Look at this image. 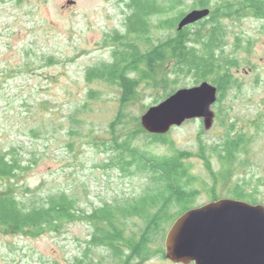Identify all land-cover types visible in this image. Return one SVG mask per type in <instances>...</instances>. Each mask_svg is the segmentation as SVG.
<instances>
[{
    "label": "rangeland",
    "instance_id": "rangeland-1",
    "mask_svg": "<svg viewBox=\"0 0 264 264\" xmlns=\"http://www.w3.org/2000/svg\"><path fill=\"white\" fill-rule=\"evenodd\" d=\"M70 1L75 4L70 5ZM122 3L0 0V149L14 150L23 166L30 167L12 180L20 199L40 201L46 195L67 191L90 213L106 202L139 196L151 186L149 174L105 169L110 155L101 144L115 137L124 139L143 128V115L163 102V94L170 91L165 72L157 77L156 88L142 87L140 97L123 109L124 122L115 131L113 123L122 111V91L103 82L89 83L86 78L90 67L109 60L111 47H120L106 41L116 30L126 33L124 13L130 17L132 12ZM196 3L183 0L176 15H154L150 35L154 43L179 31L180 15L187 14ZM171 23L177 24L174 29L168 28ZM228 26H232L230 43L223 46V55L238 63L232 69L237 83L229 87L225 100L213 107L216 118L210 130L206 131L204 120L194 119L166 135H157L159 142L143 134L133 144L156 156L171 157L178 151L188 154L184 163L195 177L193 188L200 191L196 205L210 203L213 190L221 199L231 198L229 191L240 182H246L250 191L258 190L264 205V30L260 29L262 23L251 21L230 22ZM198 30L193 29V34ZM236 34L243 36L240 48L234 45ZM198 40L189 39L194 44ZM139 41L146 50L144 40ZM49 58L56 63L47 65ZM181 84L182 88L198 86L193 77H181ZM90 91L98 96L89 99ZM84 106L87 108L81 113L77 111ZM233 128L236 133L245 132L246 151L231 159L227 164L230 171L221 176L224 167L211 148ZM203 149L214 174L203 158ZM12 183L0 180V191ZM141 224L138 219L129 220L128 236L138 234ZM91 235L92 228L81 221L67 225L60 233L48 230L38 237L0 232V264H77L78 260L123 264L110 251L90 246ZM88 247L91 250L85 257ZM130 264L178 263L153 257Z\"/></svg>",
    "mask_w": 264,
    "mask_h": 264
},
{
    "label": "trees",
    "instance_id": "trees-1",
    "mask_svg": "<svg viewBox=\"0 0 264 264\" xmlns=\"http://www.w3.org/2000/svg\"><path fill=\"white\" fill-rule=\"evenodd\" d=\"M17 1L21 3L24 0ZM176 4L178 3L175 0L127 1L126 8L132 15L126 22V33L116 30L113 35L107 36L106 41V44L109 42L120 47H111L109 60L90 67L86 72L89 83L103 82L122 91L120 98L122 111L113 123L114 131L115 127L124 122L123 109L140 97L142 87L156 88L160 73L163 76L165 72L164 81L170 85V91L165 92L161 100L167 99L184 87L181 84V77H193L198 85L210 81L217 86L219 99L214 105L216 107L225 100L229 87L237 83L232 69L238 67V63L225 57L223 53L220 55L223 47L219 41L222 30L220 26L214 30L215 34L209 40L201 43L194 44L188 38L184 39L180 31L154 43L150 36L151 18L157 14L176 15ZM177 24H168V28L174 29ZM138 36L147 46L145 51L142 50L141 42L136 39ZM54 63H56L54 58L47 59V65ZM97 96L98 93L95 91L88 94L89 99ZM86 108L87 106H84L77 111L81 113ZM143 134L153 137L152 142H159V136L151 135L142 128L128 134L124 139L115 137L111 142L101 144L102 150L110 155L109 162L103 167L125 174L133 172L149 174L151 186L139 196L106 202L101 207H95L90 213L81 207L80 199L67 191L46 195L40 201L31 199L28 202L20 199L12 180L30 167L23 166L14 150L5 152L0 149V180H9V183H12L8 189L0 191V232L38 237L48 230L60 233L67 225L81 221L92 228L89 245L110 251L113 257L121 260L123 264H130L137 259L150 260L153 257L167 259L166 236L179 217L199 207L196 200L200 191L193 188L195 177L184 163L188 154L178 151L174 156L162 157L142 150L133 143ZM151 144L153 143L149 145ZM246 146L245 132L236 133L233 128L220 144L211 148L212 153L219 158L224 167L219 172L221 176L230 171V165L227 164L231 163L230 160L235 159L237 154L244 153ZM202 153L203 158L208 161V169L214 174L205 149ZM248 187L246 182L236 184L229 191V197L253 205L260 204L258 190L250 191ZM214 191L212 200H220ZM131 219L142 222L140 232L132 237L128 236L126 230L127 222ZM157 243L159 246L155 248ZM90 250L88 247L85 257ZM77 264L86 263L78 260Z\"/></svg>",
    "mask_w": 264,
    "mask_h": 264
},
{
    "label": "water",
    "instance_id": "water-1",
    "mask_svg": "<svg viewBox=\"0 0 264 264\" xmlns=\"http://www.w3.org/2000/svg\"><path fill=\"white\" fill-rule=\"evenodd\" d=\"M74 5V1L69 2ZM209 15L193 11L179 30ZM219 91L208 81L182 88L142 117V126L152 135H166L194 119L213 126ZM167 258L178 264H264V205L221 199L196 207L179 217L165 241Z\"/></svg>",
    "mask_w": 264,
    "mask_h": 264
},
{
    "label": "flooded vegetation",
    "instance_id": "flooded-vegetation-1",
    "mask_svg": "<svg viewBox=\"0 0 264 264\" xmlns=\"http://www.w3.org/2000/svg\"><path fill=\"white\" fill-rule=\"evenodd\" d=\"M127 1H130V0H123L122 4L126 6ZM176 2L178 3L176 5L179 7L183 5V0H176ZM196 2L197 3L191 8V10L187 14L183 15L184 14L183 13L182 15H180V18L178 21V30H179V25L182 22V20L189 13L193 11L208 10L209 15L201 19L200 21L192 25H189L182 30H179L180 33L183 34L184 39L188 38V40L189 39L191 40V38L198 37L200 38V40H198L196 43H201L205 40H209V38H211V36L215 34L214 30H217V28L221 27L222 29L221 37H219V41L225 47V45L230 43L229 34L231 33L230 30L232 28V26H228V23L230 22L233 23L234 25L242 24L244 21L245 22L251 21L252 23L259 22V23H262V26H260V29L264 30V0H212V1L211 0H196ZM214 3L215 5H213ZM126 13H124V19L128 21L127 18L129 17L125 16ZM196 28H198L199 30L193 34L192 31L193 29H196ZM241 33H244V31H242ZM209 34H210V37H209ZM233 39H234V45H236L237 48H240L242 46L241 44L242 43L241 40L243 39L242 34H236L233 37ZM137 41L139 40L137 39ZM142 50L144 49L142 48ZM220 51L221 53H224L223 47L221 48ZM228 199H231V198H228ZM211 202H213L212 194H211Z\"/></svg>",
    "mask_w": 264,
    "mask_h": 264
}]
</instances>
